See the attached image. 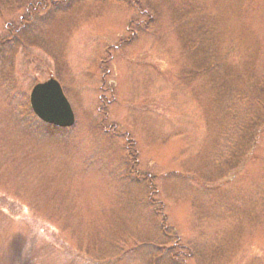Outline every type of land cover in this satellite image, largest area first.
I'll return each instance as SVG.
<instances>
[{"label": "rangeland", "instance_id": "rangeland-1", "mask_svg": "<svg viewBox=\"0 0 264 264\" xmlns=\"http://www.w3.org/2000/svg\"><path fill=\"white\" fill-rule=\"evenodd\" d=\"M31 1L0 51V264H264V0ZM51 78L72 128L31 108Z\"/></svg>", "mask_w": 264, "mask_h": 264}, {"label": "water", "instance_id": "water-1", "mask_svg": "<svg viewBox=\"0 0 264 264\" xmlns=\"http://www.w3.org/2000/svg\"><path fill=\"white\" fill-rule=\"evenodd\" d=\"M66 99L54 78L35 85L29 98L34 114L42 122L56 128H71L75 125V115Z\"/></svg>", "mask_w": 264, "mask_h": 264}, {"label": "trees", "instance_id": "trees-1", "mask_svg": "<svg viewBox=\"0 0 264 264\" xmlns=\"http://www.w3.org/2000/svg\"><path fill=\"white\" fill-rule=\"evenodd\" d=\"M101 1V0H100ZM120 1H124L126 3H129L133 8L137 9V10H142L141 9V5L139 3L138 0H120ZM138 1V2H137ZM67 2H65V0H61L59 2L55 1L52 4H54L55 7H61L63 4H66ZM46 8V4L45 3H33L31 0H0V15L2 13H14V12H18L20 10H25V16L21 17L19 19V24L15 25V24H10L7 25V28L10 32L9 38L8 39H4L2 41V43H0V51L2 48H6L8 47V45L13 42L12 40L14 36H18L25 28L26 25H31L32 19L34 17V15H36L38 12L44 10ZM59 9V8H57ZM1 53V52H0ZM2 54V53H1ZM257 85L261 86L260 83H257ZM253 91H257L259 93H262V86L261 89L260 88H252ZM262 125L258 124L257 122H252V124L249 125L250 132L252 135H254V130L256 128L260 129ZM250 140H252V136L250 138ZM136 181L138 182H146L148 184V187L150 184V181L146 180L145 178H141L139 176H137Z\"/></svg>", "mask_w": 264, "mask_h": 264}]
</instances>
